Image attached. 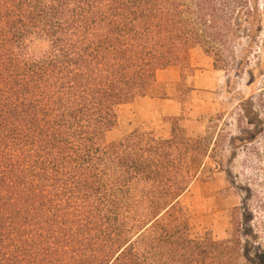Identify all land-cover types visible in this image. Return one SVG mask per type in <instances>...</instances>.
<instances>
[{"label":"trees","instance_id":"16d2710c","mask_svg":"<svg viewBox=\"0 0 264 264\" xmlns=\"http://www.w3.org/2000/svg\"><path fill=\"white\" fill-rule=\"evenodd\" d=\"M197 46L240 133L108 140L117 109ZM263 77L264 0H0V264H264L261 190L222 240L191 237L180 205L208 159L231 175L241 146L263 165Z\"/></svg>","mask_w":264,"mask_h":264},{"label":"rangeland","instance_id":"374dc122","mask_svg":"<svg viewBox=\"0 0 264 264\" xmlns=\"http://www.w3.org/2000/svg\"><path fill=\"white\" fill-rule=\"evenodd\" d=\"M226 79L223 70L214 68L212 57L200 46L193 48L186 64L171 66L158 75V83L150 94L117 109L118 122L107 139H119L140 128H152L169 136L174 125L197 137L206 133L212 120L221 130L238 135L241 110L224 89ZM246 81L247 75L239 80L243 92L248 91ZM260 81L264 82V77ZM212 166L215 165L208 159L205 169L180 198V205L191 237L204 238L209 234L222 240L231 236L232 213L249 197V187L264 195V186L252 181L257 172L255 180L264 182V163L252 169L246 148L240 146L231 175L225 170L210 171Z\"/></svg>","mask_w":264,"mask_h":264}]
</instances>
